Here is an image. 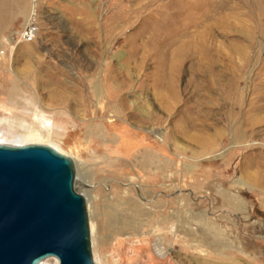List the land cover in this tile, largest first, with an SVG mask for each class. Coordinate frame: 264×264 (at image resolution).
<instances>
[{"label": "rangeland", "instance_id": "rangeland-1", "mask_svg": "<svg viewBox=\"0 0 264 264\" xmlns=\"http://www.w3.org/2000/svg\"><path fill=\"white\" fill-rule=\"evenodd\" d=\"M39 12L35 41H0V130L38 123L39 144L72 159L94 261L264 264V0H40ZM208 170L249 212L243 226L202 214L228 207L218 198H188ZM198 218L210 241L183 230Z\"/></svg>", "mask_w": 264, "mask_h": 264}, {"label": "water", "instance_id": "water-1", "mask_svg": "<svg viewBox=\"0 0 264 264\" xmlns=\"http://www.w3.org/2000/svg\"><path fill=\"white\" fill-rule=\"evenodd\" d=\"M72 159L45 144H0V264H97Z\"/></svg>", "mask_w": 264, "mask_h": 264}, {"label": "crops", "instance_id": "crops-1", "mask_svg": "<svg viewBox=\"0 0 264 264\" xmlns=\"http://www.w3.org/2000/svg\"><path fill=\"white\" fill-rule=\"evenodd\" d=\"M28 8H29V0H0V41L3 39H7L9 38L11 35H13L14 33H16L21 25L23 24L24 20L27 17L28 14ZM148 162V161H147ZM176 162H171L170 164H173ZM199 167V166H198ZM206 168H209V170L214 169V165L213 163H209L207 165ZM207 171V172H203V174H205V177L203 176V187L202 190L197 189L195 186L193 187L194 189H188L189 190V199H191V201H199V200H207V201H214L218 198L219 199V203H223V206H228L224 209H221L220 211H205V213H202L205 215L206 218H209V216H213V218L215 216H219L220 218L224 219L226 222H229L230 224L232 223V219L235 220V224L238 223V225L243 226V222H247L248 217H249V212L245 209H240L239 204H232L231 200V196L227 197L225 195H223V197L220 195H216L214 189V172L212 171ZM192 177L197 179L199 178V171L197 170L196 172L192 171ZM206 185V186H205ZM237 199V198H236ZM232 205H233V210H236L238 212L236 213H232ZM222 215V217H221ZM199 216V215H198ZM204 217V218H205ZM193 221V220H192ZM197 222V223H196ZM196 222H193V224L195 226L192 227H184L183 230L185 229L186 231H197L200 233H207L208 232V237L205 236L204 239H206L207 241L211 240V235H209L210 233V229L205 228V225L209 227L210 222L209 219L208 220H203L202 218H198ZM186 225L188 223H185ZM241 233H245L244 230L241 228H239ZM184 230V231H185ZM240 236V232L238 234ZM194 234H193V238H194ZM201 237V236H200ZM204 237V236H203ZM215 239V238H212Z\"/></svg>", "mask_w": 264, "mask_h": 264}, {"label": "bare ground", "instance_id": "bare-ground-1", "mask_svg": "<svg viewBox=\"0 0 264 264\" xmlns=\"http://www.w3.org/2000/svg\"><path fill=\"white\" fill-rule=\"evenodd\" d=\"M194 24L197 25V23H194ZM40 117H43V121L46 124L49 125L52 123L49 119L44 118L43 115H41ZM48 129L49 128H46L45 130L41 129L40 124H38V123H34L30 127H28V130L20 129V127H16V126H13V127L7 126L6 129L0 130V142H3V140L11 141V138H9V136L20 135L21 138L16 140L20 144H25V143H34V144L38 143L39 144L42 142H46L48 140V137H49L48 136ZM74 166H75V164H74ZM92 227H93L92 223H89V230H92ZM90 236H91V234H90ZM47 260L48 259H43L38 264H46ZM55 260L57 261L56 258H55Z\"/></svg>", "mask_w": 264, "mask_h": 264}, {"label": "built area", "instance_id": "built-area-1", "mask_svg": "<svg viewBox=\"0 0 264 264\" xmlns=\"http://www.w3.org/2000/svg\"><path fill=\"white\" fill-rule=\"evenodd\" d=\"M40 0H29V8L26 19L21 25L20 29L15 33L16 42H33L37 39L40 31V12H39ZM10 47H13L10 45ZM3 49H0V54L3 53Z\"/></svg>", "mask_w": 264, "mask_h": 264}, {"label": "clouds", "instance_id": "clouds-1", "mask_svg": "<svg viewBox=\"0 0 264 264\" xmlns=\"http://www.w3.org/2000/svg\"><path fill=\"white\" fill-rule=\"evenodd\" d=\"M56 264H59V260L57 259Z\"/></svg>", "mask_w": 264, "mask_h": 264}]
</instances>
